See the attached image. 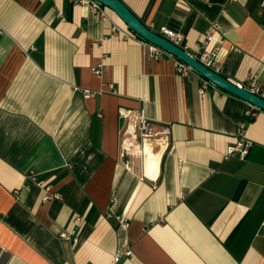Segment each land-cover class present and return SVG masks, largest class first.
I'll use <instances>...</instances> for the list:
<instances>
[{
	"label": "crops",
	"instance_id": "0c3cea01",
	"mask_svg": "<svg viewBox=\"0 0 264 264\" xmlns=\"http://www.w3.org/2000/svg\"><path fill=\"white\" fill-rule=\"evenodd\" d=\"M122 2L153 31L181 33L190 53L218 23L220 73L264 84L261 0ZM107 12L0 0V264H113L126 248L118 264H264V111L247 122L248 102L181 75L172 55L149 56ZM141 109L169 133L133 139L121 111ZM242 125L248 155L224 158ZM127 138L140 150L122 154ZM31 173L60 198L43 202Z\"/></svg>",
	"mask_w": 264,
	"mask_h": 264
},
{
	"label": "built area",
	"instance_id": "2783aa9c",
	"mask_svg": "<svg viewBox=\"0 0 264 264\" xmlns=\"http://www.w3.org/2000/svg\"><path fill=\"white\" fill-rule=\"evenodd\" d=\"M73 5L77 4H85L89 7L92 13L98 15L101 20L106 21L109 19L108 10L107 7L103 6L99 2L95 0H69ZM228 1H238V0H228ZM261 6L264 8V0H261L260 2ZM162 37L166 38L173 44L177 46H181L182 42V35L179 32L173 31L171 29H168L166 27H161L160 30L157 32ZM142 40L143 45L146 47L147 53L149 56L153 58H160L162 55H171L164 51L162 48L158 47L157 45H154L146 40ZM223 41V33L221 31V27L218 23H213L209 29L205 32L203 39L201 41L199 50L195 53H190L194 58H196L199 62H201L203 65H205L207 68L212 69L215 72L220 73L221 69V63L218 61L217 55L220 48V45ZM212 44L211 47L209 45ZM183 48V47H182ZM184 49V48H183ZM176 69L178 73L181 75H188L190 72L193 71V69L182 62L181 60L176 58ZM104 70V65L102 62L98 63L94 67H92V71L96 75H101ZM205 84H211L209 81H205ZM239 86L247 89L251 93L261 97L264 99V84H261L257 81L255 75H249L246 77L245 83H237ZM203 92V89L200 90V93ZM96 93L95 90L83 88L82 94L85 98L92 97ZM258 107L250 104V108L246 110V121H251L258 112H260ZM121 115L126 119H133L134 120V126H135V132L133 135V139H140V140H146L153 136H157L159 134H168L169 129L164 128L163 130L159 132H154L152 128V123L146 118L144 110H139L137 113H132L131 111H121ZM237 141L233 144L227 147L226 153L224 155V158L229 157H238L240 159H244L252 146V141L247 139L244 135V126H240L238 132H237ZM140 147L138 144H133L131 139H124L122 144V154H124L127 151L136 152L139 151ZM27 178L32 181L33 183L41 186L44 189V194L42 196L43 202L52 201L55 199H59L60 195L58 192L54 191L52 187L43 182L39 181L34 174H29ZM120 220V226L124 229L127 228L128 222L124 219ZM82 222V217L75 216L72 220V223L77 225ZM59 237L61 239L70 240L72 239L73 242H77V235L74 234L72 230H61L59 232ZM131 255V250L129 248L124 249L121 252L115 253L113 256V264H118L120 260L123 257H128ZM85 264H93V263H85Z\"/></svg>",
	"mask_w": 264,
	"mask_h": 264
},
{
	"label": "water",
	"instance_id": "95a60500",
	"mask_svg": "<svg viewBox=\"0 0 264 264\" xmlns=\"http://www.w3.org/2000/svg\"><path fill=\"white\" fill-rule=\"evenodd\" d=\"M95 1L111 10L132 32L181 60L214 86L226 91L227 93L235 95L236 97H239L240 99H243L249 104H252L264 111V99L239 86L237 83L230 81L221 73L207 68L188 51L173 44L166 38L159 35L156 31L150 29L122 2V0Z\"/></svg>",
	"mask_w": 264,
	"mask_h": 264
},
{
	"label": "trees",
	"instance_id": "16d2710c",
	"mask_svg": "<svg viewBox=\"0 0 264 264\" xmlns=\"http://www.w3.org/2000/svg\"><path fill=\"white\" fill-rule=\"evenodd\" d=\"M136 36H138L137 34H135ZM140 39H143V38H141L140 36H138ZM144 40V39H143Z\"/></svg>",
	"mask_w": 264,
	"mask_h": 264
},
{
	"label": "rangeland",
	"instance_id": "374dc122",
	"mask_svg": "<svg viewBox=\"0 0 264 264\" xmlns=\"http://www.w3.org/2000/svg\"><path fill=\"white\" fill-rule=\"evenodd\" d=\"M107 10H108V11H111V10H109L108 8H107Z\"/></svg>",
	"mask_w": 264,
	"mask_h": 264
}]
</instances>
